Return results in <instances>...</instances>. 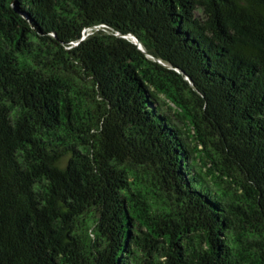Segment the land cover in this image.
I'll return each mask as SVG.
<instances>
[{"label":"trees","instance_id":"obj_1","mask_svg":"<svg viewBox=\"0 0 264 264\" xmlns=\"http://www.w3.org/2000/svg\"><path fill=\"white\" fill-rule=\"evenodd\" d=\"M0 264H264V0H0Z\"/></svg>","mask_w":264,"mask_h":264},{"label":"water","instance_id":"obj_2","mask_svg":"<svg viewBox=\"0 0 264 264\" xmlns=\"http://www.w3.org/2000/svg\"><path fill=\"white\" fill-rule=\"evenodd\" d=\"M135 44H137L138 48L142 49V46L140 44V42L137 40V38L133 35V34H128L127 35Z\"/></svg>","mask_w":264,"mask_h":264}]
</instances>
